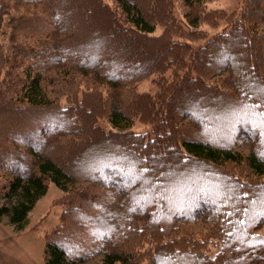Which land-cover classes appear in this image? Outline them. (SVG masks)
I'll list each match as a JSON object with an SVG mask.
<instances>
[{"label":"trees","instance_id":"1","mask_svg":"<svg viewBox=\"0 0 264 264\" xmlns=\"http://www.w3.org/2000/svg\"><path fill=\"white\" fill-rule=\"evenodd\" d=\"M116 1L120 12L104 0H0V33L16 22L10 38L20 64L8 111L22 114L1 125L17 138L5 139L12 150L5 140L0 145V170L11 173L0 180V200L10 201L0 221L7 215L14 230L25 229L52 181L79 196L81 218L86 205L98 212L86 217L96 231L88 253L71 256L51 239L45 264H75L97 252L105 264H134L137 244L125 242L136 235L130 230L143 233L140 224L150 225L153 251L139 256L146 264H264V234L256 231L264 224V0H244L228 12L236 15L230 31L197 47L172 39L177 28L187 38L200 32L173 22V0ZM201 16L191 20L199 24ZM161 20L172 26L158 38L151 33ZM174 64L190 68L160 79L167 94L136 92L135 82ZM91 74L112 87L97 85V77L83 87L80 75ZM55 83L61 87L51 96ZM101 104L115 131L92 123ZM136 116L157 134L128 130ZM192 129L200 134L191 136ZM74 139L80 143L64 155ZM246 144L248 156L238 149ZM228 162L246 164L249 174H236ZM82 177L107 190L94 196L95 185H76Z\"/></svg>","mask_w":264,"mask_h":264},{"label":"rangeland","instance_id":"2","mask_svg":"<svg viewBox=\"0 0 264 264\" xmlns=\"http://www.w3.org/2000/svg\"><path fill=\"white\" fill-rule=\"evenodd\" d=\"M243 1L244 0H173L172 8L170 9L173 22L177 21V23H179L182 28H184V30L189 31V28L194 27V30H198L197 32H200L196 35H193L192 37L188 36L187 38L185 36L186 33L183 30L179 28H177L176 30L171 27L170 29L172 30V32L174 33V29V34L178 35L174 37L172 36V39L180 43L185 42L191 47H197L200 44L204 43L208 38L212 37L217 33H220L222 31H230L231 27L229 23L235 18L236 15L232 16L228 12L232 13V11H238L240 7H243ZM104 2L108 4L110 8H112L114 11L120 12L118 2L116 0H104ZM184 5L187 8L184 7ZM200 14L203 16L200 17L201 20L199 24H196L194 20H191ZM161 21V24H156L155 31L151 33L152 35L157 36L158 38L162 37L163 34H165V29L168 26V23L170 24L169 26H172L171 22L167 23V21H165L163 23L164 20ZM15 24L16 22H9L7 24V27L5 26L2 29L5 31L4 34L1 35L0 33V128L2 130L3 126L1 125H3L7 119H13L18 114L22 115L19 110L12 109V111H8L12 107L13 102L17 101V97L15 96L16 94L14 93V91L15 89L17 90V87L19 85L18 76L20 70L17 71V69L20 64L18 65L16 63L18 59L16 53L12 54L14 44L13 40H11L10 38L14 33L13 27H15ZM261 27L264 31V23L261 24ZM182 50L185 52L188 49H185L184 47L182 48ZM174 65H176V68L173 67L169 69L166 74L153 72L152 70V73H150L146 78L135 82L133 87H135L136 92L140 94H151L155 96L160 91L165 90V94H167V91L170 87H167L168 85L166 87L164 85L161 86V82L159 83V81L160 79L162 80L163 77L168 80L175 79L174 77L176 75V70L179 71V69L182 68V65ZM189 68L190 64L187 65V68H182L180 73ZM74 73H77V71H74ZM95 77H97L95 76V74H91V79L89 78V76L83 78V76L80 75L79 82L84 83V87L86 85L85 83H87L88 80H94ZM98 79L100 81V78ZM105 80L107 79L104 78V81H100L101 84L97 82L98 80H94V82L102 87H112L108 85ZM52 87L61 86H59L57 83L51 84L47 88L51 96L52 92L50 91ZM82 92L83 91L81 89L74 95L76 98H74V101H81ZM103 95L104 97L106 96L105 92H103ZM60 96L62 99L61 104L66 105L68 100L66 96L68 95L64 96L60 92ZM112 96L115 97V93ZM163 96L164 95H161L162 98ZM133 104L134 101H132L131 105ZM93 117L94 120L92 123L96 124V126L98 125L101 129L103 128L105 131L108 132L115 131L114 126L108 120V110L104 108L103 104H101L99 109H96L94 111ZM128 130L139 133H145L149 137H153L157 134L156 131H152V126L149 124V122L140 119L138 116L133 119V124L128 127ZM190 131L191 136H196V134L199 132H196L193 129ZM4 132L8 133L6 131ZM15 134L16 132H9L8 134L0 136V145L3 143L6 137H16L17 135L15 136ZM97 137L100 138L99 135H96V138ZM175 141H177V139H175ZM5 142L6 143L3 144L5 150H12V148L10 147V138L9 140H5ZM89 142V139L83 140L81 142L83 143L81 144L84 149L83 151L86 150V145L88 147ZM78 143H80L78 139H74L70 142H65L64 144L67 147L66 152L63 151V154L65 155L67 153V150L70 146H76L78 145ZM238 149H240L245 156H248L251 150V145L246 144L243 147L239 146ZM56 152H53L55 155L54 158L59 160L60 155H58V153ZM223 166H228L236 174L241 175L243 177L249 174V167L246 164L228 162L225 163ZM10 174L11 173L8 174L4 170H0L1 183H3L4 178H7L6 180H8L10 178ZM76 185L80 187H84L85 185H95L92 191L94 193V196L97 194L100 195L102 190H107L98 183H89V181L84 180L83 177L81 180H79L78 183H76ZM78 198L79 196H76L75 193L65 192L63 189L57 186L56 183L49 181V187L47 192L36 202L34 208L29 213V223L25 229H23L22 231L14 230L13 225H11L9 222V217L5 215L3 220L0 221V264H45V243L51 239L57 240L61 245L66 246V248L70 250L71 256L74 255L80 257L79 255L83 254L85 249L88 253V251H90V247L95 245V243L93 242V236L96 231L91 225L93 221L90 223L91 218L88 219L86 217L95 216L98 210L95 209L94 206L86 205L84 207L85 212L87 213L85 214L86 217L83 218L82 215L81 218L79 216V213L81 211L80 209H78V207L80 206H77L80 202ZM8 203H10L9 200L2 199L0 200V207L3 204ZM126 211L127 213L129 211L128 214H131V212L133 214V211ZM140 225H142V228L144 229L143 233L141 234L140 229L138 230L139 232L137 231V233H132L130 230V234L136 235L132 236L128 241L125 242H133V244H137V249L135 248L133 250V254L135 255L136 259L134 260V264H141V261L142 264H146V258L142 256L139 258V256L146 249L151 248V250L153 251V245L151 242L152 239L149 237L150 225L149 227L143 226L144 224ZM203 226L204 225L202 224L193 225V227H196L197 229H201L203 228ZM256 231L264 234V224L257 228ZM121 233L123 234V232ZM122 247L127 246L123 245ZM74 248L76 251H74ZM75 264H105L104 255L98 252L92 253L91 256L88 257V259H85V261L80 260L78 263ZM114 264L120 263L116 262Z\"/></svg>","mask_w":264,"mask_h":264}]
</instances>
